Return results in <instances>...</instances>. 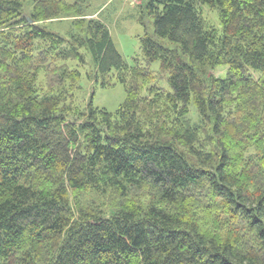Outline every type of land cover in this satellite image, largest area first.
<instances>
[{"label":"trees","instance_id":"obj_1","mask_svg":"<svg viewBox=\"0 0 264 264\" xmlns=\"http://www.w3.org/2000/svg\"><path fill=\"white\" fill-rule=\"evenodd\" d=\"M81 1L0 0V264H264V0L142 1L158 72Z\"/></svg>","mask_w":264,"mask_h":264},{"label":"rangeland","instance_id":"obj_2","mask_svg":"<svg viewBox=\"0 0 264 264\" xmlns=\"http://www.w3.org/2000/svg\"><path fill=\"white\" fill-rule=\"evenodd\" d=\"M144 0H82V11L88 14V17H96L104 21L110 29L113 42L126 60L127 64L133 66L136 59L144 67H149L152 71L158 72L160 70V61L147 64L143 59L141 38L147 31H153V18L147 17V24H141L139 21L142 15L140 5ZM32 8V3L26 7L29 13ZM203 15L209 23L217 28H221V21L218 10L211 9L209 6H203ZM74 19L73 15L68 17L57 18L48 21L46 26L50 31L59 32L66 35L70 28L71 22ZM86 53L87 64L85 67H80L84 74L82 80V94H79L78 103L82 106H87L91 96L93 97V106L105 108L114 113L124 102L126 91L122 83L116 79L115 71H113L112 81L110 87L102 85L101 81L94 83L89 81L86 72L92 70V59L88 52ZM77 62L71 61V65L76 67ZM215 73L219 77H225L227 73L226 66H218ZM160 85L166 87L168 90L169 85L166 80L161 81Z\"/></svg>","mask_w":264,"mask_h":264}]
</instances>
